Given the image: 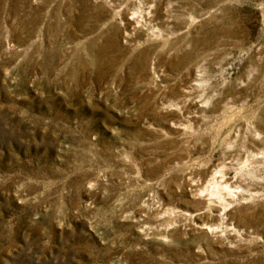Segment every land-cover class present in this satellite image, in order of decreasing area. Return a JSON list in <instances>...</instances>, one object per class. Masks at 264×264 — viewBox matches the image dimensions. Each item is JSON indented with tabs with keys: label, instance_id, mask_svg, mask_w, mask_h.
<instances>
[{
	"label": "rangeland",
	"instance_id": "1",
	"mask_svg": "<svg viewBox=\"0 0 264 264\" xmlns=\"http://www.w3.org/2000/svg\"><path fill=\"white\" fill-rule=\"evenodd\" d=\"M0 264H264V0H0Z\"/></svg>",
	"mask_w": 264,
	"mask_h": 264
}]
</instances>
